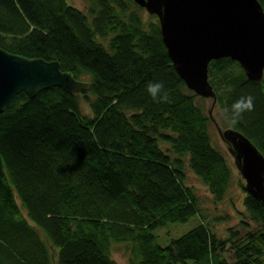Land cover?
Returning <instances> with one entry per match:
<instances>
[{
    "label": "trees",
    "instance_id": "1",
    "mask_svg": "<svg viewBox=\"0 0 264 264\" xmlns=\"http://www.w3.org/2000/svg\"><path fill=\"white\" fill-rule=\"evenodd\" d=\"M89 2L84 12L66 0H0L1 48L57 60L88 83L75 95L21 92L0 112V264H120L117 243L129 245L128 264H264L262 203L245 190L238 225L258 228H230L224 239L186 184L189 168L222 201L233 172L211 143L205 98L172 67L158 20H144L132 0ZM208 76L222 126L264 155V74L250 81L220 58ZM149 81L163 82L166 101L148 95ZM242 95L254 110L232 125L222 109ZM195 215L196 226L156 243L157 229Z\"/></svg>",
    "mask_w": 264,
    "mask_h": 264
},
{
    "label": "water",
    "instance_id": "2",
    "mask_svg": "<svg viewBox=\"0 0 264 264\" xmlns=\"http://www.w3.org/2000/svg\"><path fill=\"white\" fill-rule=\"evenodd\" d=\"M157 17L162 42L176 74L188 89L211 99L207 114L225 143L248 194L264 207V155L241 131L213 116L216 92L209 81L212 60L237 61L247 79L264 74V9L259 0H132ZM59 61L29 58L0 47V112L21 92L32 98L56 86L71 95L87 87Z\"/></svg>",
    "mask_w": 264,
    "mask_h": 264
},
{
    "label": "rangeland",
    "instance_id": "3",
    "mask_svg": "<svg viewBox=\"0 0 264 264\" xmlns=\"http://www.w3.org/2000/svg\"><path fill=\"white\" fill-rule=\"evenodd\" d=\"M68 4L82 9L87 12V7L89 6V0H66ZM134 3V2H133ZM144 20H157V17H151L145 9H141L139 12ZM91 19V17H90ZM82 98V97H81ZM83 101V100H82ZM211 103V99L205 98L203 101L204 109L207 110ZM83 110L89 112L87 104L82 103ZM216 106H214L213 116L220 123V117L216 112ZM216 114V115H215ZM218 116V117H217ZM219 119V120H218ZM221 124V123H220ZM222 126V124H221ZM223 127V126H222ZM209 135L212 145L217 148L222 154L227 158V161L231 165L233 172V180L225 198L222 201H216L213 196L209 193L204 184L197 176H195L189 168H186V184L193 187L194 191L199 196L201 212L205 215L204 221L209 223L212 229L221 237L227 238L230 234L229 228H233L240 235L245 234L249 230H254L258 228V225L251 223L248 228L240 227L238 225L240 221V216L237 210L242 211V199L245 195L244 180L240 176L238 170L236 169L233 161V157L228 153L225 143L219 138L216 127L211 121V126L209 128ZM225 217L227 219H217V217ZM198 224V215L191 217L186 222H175L170 223L154 232L156 237V243L162 246L169 244L173 238H177L182 234L189 231L191 228ZM128 247L127 244L117 243L113 247L112 257L118 261L120 264H128Z\"/></svg>",
    "mask_w": 264,
    "mask_h": 264
},
{
    "label": "clouds",
    "instance_id": "4",
    "mask_svg": "<svg viewBox=\"0 0 264 264\" xmlns=\"http://www.w3.org/2000/svg\"><path fill=\"white\" fill-rule=\"evenodd\" d=\"M145 90L156 102H163L168 99L163 82L149 81L146 84ZM254 106L253 96L242 95L230 107L222 109V113L232 125H237L243 118L244 113L253 111Z\"/></svg>",
    "mask_w": 264,
    "mask_h": 264
},
{
    "label": "bare ground",
    "instance_id": "5",
    "mask_svg": "<svg viewBox=\"0 0 264 264\" xmlns=\"http://www.w3.org/2000/svg\"><path fill=\"white\" fill-rule=\"evenodd\" d=\"M264 9V8H263ZM224 127V126H223ZM230 229V228H229Z\"/></svg>",
    "mask_w": 264,
    "mask_h": 264
}]
</instances>
